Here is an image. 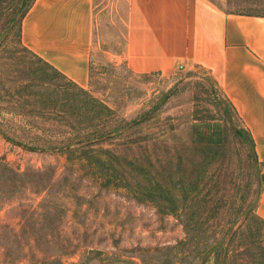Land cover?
I'll return each mask as SVG.
<instances>
[{"label": "rangeland", "instance_id": "rangeland-1", "mask_svg": "<svg viewBox=\"0 0 264 264\" xmlns=\"http://www.w3.org/2000/svg\"><path fill=\"white\" fill-rule=\"evenodd\" d=\"M213 1L264 15V0ZM96 3L85 89L125 125L94 146L111 178L66 151L88 137L86 98L15 29L0 49V264H264L263 177L229 100L201 67L131 71L127 0Z\"/></svg>", "mask_w": 264, "mask_h": 264}, {"label": "crops", "instance_id": "crops-1", "mask_svg": "<svg viewBox=\"0 0 264 264\" xmlns=\"http://www.w3.org/2000/svg\"><path fill=\"white\" fill-rule=\"evenodd\" d=\"M96 0H35L21 39L83 88L91 82ZM124 60L135 73L170 76L206 69L254 141L264 219V15L227 11L213 0H127Z\"/></svg>", "mask_w": 264, "mask_h": 264}, {"label": "trees", "instance_id": "trees-1", "mask_svg": "<svg viewBox=\"0 0 264 264\" xmlns=\"http://www.w3.org/2000/svg\"><path fill=\"white\" fill-rule=\"evenodd\" d=\"M34 1L35 0H0V26H1L0 27V39L2 37V40H0V49L4 46V40L15 29H17L21 44H23L22 39H21L22 21L24 17L27 15ZM45 63L49 65L47 62ZM49 66L53 68L55 71H57L51 65ZM71 82L78 87L79 91L86 98L83 100V106L80 107L83 109L80 114L86 119V123L83 126V129L84 131H86V134L88 137L86 138V142L83 141L85 143L82 142V144H80L79 146L71 147V145H67L66 151L72 152L75 149H79L81 154L89 162H91L90 164H94L95 166H98V167L103 165V167H105L103 169H105L107 172L104 175H108L111 178L110 176L111 173H109V171L107 170V167L110 166V168H113L114 165L112 163V159L108 157L110 161L107 163V165H104L103 164L104 160L101 159L99 156L101 155V153H105L106 156H110L112 151H110L109 149H105V148H96L94 146L97 145L99 142L112 138L116 133H119L120 130L125 128V125L114 126L115 124L112 123V119H111L113 110L107 104L93 97L87 89L79 86L73 81ZM72 99H74V97ZM219 107H220L221 112L226 117L232 119V116L235 115L240 121V123L242 124L240 117L231 102H229V104L220 103ZM238 131L242 135L247 133L248 141L250 142L253 148V155L255 156L254 141L251 135L249 134V132L244 127L239 129ZM105 160H108V159L105 158ZM255 160H256V156H255ZM132 164L135 168L139 170L142 169L143 171L145 169L144 167L141 166V164L136 165L135 162H132ZM115 171L119 172V175H120V177H118L119 180L117 179L118 182L123 183L126 186H129L130 181L127 179L126 174L121 173L117 168H115ZM110 180L111 179H109V181ZM262 220L264 222V219Z\"/></svg>", "mask_w": 264, "mask_h": 264}]
</instances>
